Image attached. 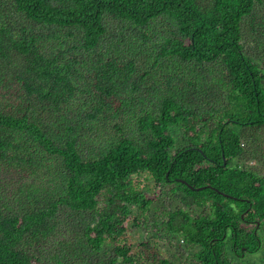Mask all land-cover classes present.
<instances>
[{
  "label": "trees",
  "instance_id": "trees-1",
  "mask_svg": "<svg viewBox=\"0 0 264 264\" xmlns=\"http://www.w3.org/2000/svg\"><path fill=\"white\" fill-rule=\"evenodd\" d=\"M263 2L0 0V96L18 103L0 109V168L15 172L0 177V205L13 176L28 183L19 210L0 213V264L38 262L29 246L59 242L58 233L83 244L90 264H174L151 240L136 255L120 243L129 206L152 203L131 184L144 172L182 205L165 234L199 247L190 264L256 254L264 177L231 161L243 152L236 127L253 130L264 158V19L256 25L253 13ZM245 17L261 34L249 35L253 46ZM91 136L107 145L84 157L78 145ZM46 155L60 159L63 185L31 195L48 175Z\"/></svg>",
  "mask_w": 264,
  "mask_h": 264
},
{
  "label": "rangeland",
  "instance_id": "rangeland-1",
  "mask_svg": "<svg viewBox=\"0 0 264 264\" xmlns=\"http://www.w3.org/2000/svg\"><path fill=\"white\" fill-rule=\"evenodd\" d=\"M253 13L257 16L254 21L257 25L261 19H264V2L263 4L256 3ZM104 23L108 26H112V24H110L111 21L105 20ZM248 23L249 17H245L242 22V31L244 35L248 34L245 36L246 45L253 46L251 44L250 36H254V38H256V36H260L261 34H258V32L250 33ZM261 36L263 37L264 35ZM132 55L137 56V53H133ZM9 95L16 96L14 93ZM17 104L18 103L14 102L10 99V97H4L3 95L0 96V109L2 110H15ZM235 130L240 134L243 140V152L240 156L231 161V165H237L241 169H247L264 177V158L258 155L260 152H254L255 148L253 140L246 138L247 136H250L253 130L239 127H236ZM260 132L257 133V136L261 134L259 142L263 146L264 130ZM173 133L176 138H180V133L178 131H174ZM106 145L107 144L103 139L91 136L89 139H80L78 147L81 150V154L84 157H88L92 153H99L106 147ZM46 159L49 171L48 175L41 177V181L36 183V187H31L29 192L31 195L52 196L53 193L54 196L58 187L63 185L65 172L60 159L49 155H46ZM0 169V177H9L11 176V173H15L9 166H3ZM24 181L25 180L22 179L19 180L17 176H13L12 180H10V182H12L10 185L13 184V186H11L7 191L6 202L4 200L1 201V214L6 215L10 211L19 210L17 204L23 203L25 195H19L20 193L18 194L17 191L20 190L23 184L27 186L28 183L26 184ZM131 184L134 190L145 192V196H148V198L152 200V203L143 211L138 210L134 205L129 206L131 214L125 222V234L120 243H124L131 249V254L136 255L137 250L139 249V244L151 240V242L157 245V248L153 250L158 252L159 258L171 260L174 264H190L192 254L198 251L199 247H191L184 243L176 244L177 240H180L181 237L174 238L173 236L165 234L167 228L164 222L166 221L169 212H173L178 208H183L182 205L177 201V199L167 195V186L164 188L157 186L153 179L145 172L132 176ZM162 190L165 192L164 195L161 194ZM24 193H27V190H24ZM62 227V231H64L66 229V225H63ZM258 234L262 241L261 248L256 254L247 255L240 260V262L245 264L262 262L264 256V228L259 229ZM170 237H173L174 241L168 244V241L170 242ZM55 241L59 242L44 245L39 243L30 245L28 248L30 253L34 257L38 258V262L33 261L32 264H90V257L86 254L85 246L77 240L76 244L69 241L68 234L58 233ZM62 242L67 243L61 244ZM36 246L38 247V250L35 249ZM75 248L84 251L86 256L81 254L77 260L76 258H70L73 251L72 249ZM112 248L113 246L108 240L104 246V251L101 252V258L104 261L112 255Z\"/></svg>",
  "mask_w": 264,
  "mask_h": 264
},
{
  "label": "clouds",
  "instance_id": "clouds-1",
  "mask_svg": "<svg viewBox=\"0 0 264 264\" xmlns=\"http://www.w3.org/2000/svg\"><path fill=\"white\" fill-rule=\"evenodd\" d=\"M252 132H253V131H252ZM260 133H261V132H260ZM260 135H261V134H260ZM247 137H248V136H247ZM247 137H246V138H247ZM242 145H243V144H242Z\"/></svg>",
  "mask_w": 264,
  "mask_h": 264
},
{
  "label": "water",
  "instance_id": "water-1",
  "mask_svg": "<svg viewBox=\"0 0 264 264\" xmlns=\"http://www.w3.org/2000/svg\"><path fill=\"white\" fill-rule=\"evenodd\" d=\"M199 189H201V188H199Z\"/></svg>",
  "mask_w": 264,
  "mask_h": 264
}]
</instances>
